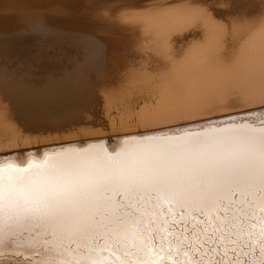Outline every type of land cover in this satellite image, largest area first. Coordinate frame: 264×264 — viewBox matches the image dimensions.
I'll use <instances>...</instances> for the list:
<instances>
[{
	"label": "bare ground",
	"instance_id": "1",
	"mask_svg": "<svg viewBox=\"0 0 264 264\" xmlns=\"http://www.w3.org/2000/svg\"><path fill=\"white\" fill-rule=\"evenodd\" d=\"M72 1L60 11L77 15L78 28L95 37L87 42L91 54L86 60L100 72L105 58L110 65V77L98 88L108 110L117 112L113 115L118 116V124L109 121L115 128L111 130L117 132L115 137L120 139L108 145L101 141L102 136L82 128L89 131L82 130V134L89 133L84 139L100 140L99 143L44 150L39 155L29 153L20 161L8 158L14 161V175L21 181L12 194L21 207L15 224L7 214L0 220V256L13 259L3 262L192 264L191 254L178 262L175 256L170 257L157 247L145 249L137 242L130 249L115 242L118 218L127 214L129 206L146 222L157 223L159 211L166 206L170 221L183 222L178 224L179 231H171L177 236L185 231V240V226L202 223L201 209L209 216L215 214L221 222L225 215L235 218L234 231L224 234L232 239L221 237L222 249L213 252L208 246L201 253L198 245L202 241H194L203 264H216L221 254H226L225 264H264L260 243L264 230L261 148L251 140L255 131L251 124L256 120L206 124L195 129L182 125L264 108V0L67 2ZM197 3L208 5L217 20L230 22L231 33L230 25L223 27L229 32L220 31V23L226 24L219 21L217 26L214 15L210 19L215 23L205 20L204 28L198 18V26L192 6L198 7ZM203 13L207 18L210 15ZM23 24L43 32L51 25L21 15L1 22L0 27ZM88 69H81L76 78L71 71L74 79L68 77L71 81L50 94L45 92L46 95L26 85H11L13 81L5 82L2 77L0 145L18 147L21 140L27 145L33 135L23 138L25 129L31 133H64L68 124L80 125L85 116L77 115V110L90 107L96 95L95 92L90 96L96 84L88 82ZM121 72L123 78H119ZM232 91L239 96L232 99ZM240 106L244 109L239 110ZM135 127L139 130H133ZM74 140L57 143H78ZM53 144L47 143L41 149ZM9 154L12 153L6 151L0 156ZM49 234H54L55 239ZM148 235L149 239H159L161 234L153 228ZM97 238L109 241L108 245L90 252L88 257L79 254L80 248ZM172 238L168 235V240ZM53 244L58 248L71 245L77 251L63 253L54 261L44 251ZM11 253L15 256L7 255Z\"/></svg>",
	"mask_w": 264,
	"mask_h": 264
},
{
	"label": "rangeland",
	"instance_id": "2",
	"mask_svg": "<svg viewBox=\"0 0 264 264\" xmlns=\"http://www.w3.org/2000/svg\"><path fill=\"white\" fill-rule=\"evenodd\" d=\"M67 1L68 0H0V24L3 21L14 19L15 16H21V15H29V16H32V17L38 19V20L40 19V20H43L45 22L51 23V25H49L50 29L48 27L47 28L48 31L45 30V32H43V29H42V31L39 29H35V28L33 29L32 26L29 27L26 24L12 25V26L10 25V26H7L6 28L0 27V45L2 43V46H0V48H2V47L7 48V49H4L5 52H4L3 48L0 50V58L2 57L0 59V72H1L0 73V79L3 77L2 80H4L5 82H9V83H11L13 81L11 83V85L15 84L14 86L20 85L21 87H23L26 85L27 87H30V88L32 87L33 89L32 88L31 89L36 90L35 91L36 93L40 94L39 92H41V95H44V94L46 95V93L50 94V92L52 93L53 91H56L59 87L62 86L61 84H65V83L67 84L68 80H70V79L72 80V79L76 78L77 77L76 75L78 74V72L81 69H83V68L88 69L89 68L87 71H88V74L90 76L86 75V76H88L87 80L89 83L91 82V84L93 86L95 84L97 85V86L95 85V87H93V89L90 93V96L93 97L94 95H91V94H95V92H96V95L92 98V99H94V102H92L91 106L88 107L89 109L87 108V106H85L84 108H81L82 110H80V109L77 110V112H76L77 115L86 117V118L84 117V119L80 125L69 126V124H68V128L65 130L66 133L65 132L63 133V131H61L59 133L56 131H54V132L37 131L35 133L34 132L31 133V132H27L25 129L24 134H23V138L26 137L27 135H33L29 141L31 143L28 142V144L26 145V143L21 140L22 142L20 141L18 143V147H17V145H15V147L13 145L10 147H9V145L8 146L5 145L8 148H4L5 147L4 145H0V154L6 153V151L7 152L9 151L12 153V154H9L6 156H0V157H7V158L12 157L16 160L19 159V161H20V158H24L26 154H28L30 152L39 151L41 149V147L48 146V145H45L47 143H51V144L54 143L53 144V147H54V146L59 145L58 144L59 141H63L66 139L69 140V138L71 140L77 139L78 141H76V142H85L88 140V138L84 139L85 138L84 135H86V137H87V134L89 135V133L82 134L83 131L85 130L82 128H88L89 131L91 130L93 132V134H98V135L102 136L101 138L103 140H108L111 144H114V141L117 139L115 137V133H117V132H113L115 128L111 127V124L113 125V121H114V123L116 122V125L119 122L118 116H117V118L115 117L117 112L115 113V109H112V111L114 110L113 111L114 113L112 111H110L111 109L108 110V106H106V102H105L106 100H105V98H103L104 96H102V93L99 91V88H98L99 83L102 84V83L106 82L108 80V78L110 77V75H111L109 73L110 65L108 64V61L105 58V60L102 62L103 65H101V67H100V69L103 68V70H101L102 72H100V70L98 71V69H96L97 72L95 69L93 70V68H96V66H93L91 68V66H92V65H90L91 62L86 60L87 54L88 53L91 54V51H89L91 49V47H89L90 45L87 42H90V39H93L94 36L90 35L92 33H90V32L88 33V31L86 32L85 30H81L80 28H78V25L75 23V21L77 19V15H73V14H68V15L65 14L64 15L61 12L65 8L64 6H68L72 3H74L73 1L72 2H67ZM79 1H81L80 3H82V4H86L90 0H79ZM112 1L114 3L116 2L114 0H112ZM200 4L203 5L205 3H199V4L197 3L196 6H198V7H195V4L192 5L194 10L196 11V12L194 11V13H195L194 15H195V23L197 25L200 24V23H198L199 22L198 18H200V22L202 23L205 20H207V21H208V19L211 20L212 18L210 19V16L214 15L213 11H211L212 9L209 8L208 5H207L208 8L206 7V5H203V7L204 6L205 7L204 8L202 7L203 8L202 9L199 7ZM192 6L189 9L193 12ZM205 8H207V9H205ZM208 9H210L209 10L210 12H208ZM200 10H203L205 12V14L208 13V15L210 13L209 17L207 18L204 15L203 11H200ZM197 12L199 14V15L197 14L198 16H196ZM200 14L202 15L201 17H200ZM203 16L206 19L202 18ZM214 16H213V19H216V21H217L216 25L218 26L219 23L223 20H221L219 18H218L219 20H217V17L216 16L214 17ZM196 19H198V20L196 21ZM71 20L73 21V24H72ZM211 21L215 23V20L214 21L211 20ZM223 22H225L226 25L223 26L222 24H224V23L221 22L220 25L222 27H220V25L218 27L221 29L225 26L229 27V25H230V27L228 28L230 30V32L226 28L225 29L223 28L220 31L225 30V31L231 33V31H232L231 23L226 22V21H223ZM201 26L204 27L205 22L202 23ZM58 36H60V37L58 38ZM55 37H57V38H55ZM6 46H8V47H6ZM163 48H160V50L165 51L166 49H163ZM11 49L12 50L15 49V51H12ZM7 50H8V52L12 51V53L10 52L11 55L7 52ZM163 51H161V52H163ZM14 52H17V54L15 53V55H13ZM3 53L5 54V57L2 56V55H4ZM68 56H69V58H67ZM16 57H17V59H15ZM105 61H106V63H105ZM85 62L88 64L89 67H86L87 64ZM77 64L78 65L84 64V67L82 65L77 66ZM137 66H139V65H137ZM78 67L80 68V70L78 69ZM1 69H2V71H1ZM10 71H12V73ZM13 71H14V73H13ZM2 72H5L6 76H4V73H2ZM70 72H71V74L73 73L72 74L73 77L74 76H76V77L73 78L70 75ZM7 73L8 74L11 73V75L8 76ZM123 73H125V72L123 71ZM123 73L122 72L119 73L121 75L119 78L124 77ZM14 74H16V75H14ZM99 74L102 75L103 77L100 76ZM119 74H118V76H119ZM68 77L69 78L72 77V78L69 79ZM8 78H10L12 80H10ZM16 83H17V85H16ZM23 88H25V87H23ZM96 88H98V89H96ZM47 89H48V91H47ZM37 90H38V92H37ZM42 91H44V93ZM238 96H239V94L237 92L232 91V93H231L232 99H235ZM240 107L241 108L239 110L244 109V108H242V106H240ZM243 107H248V106H243ZM261 109H264V108L247 110L246 112L240 111V113L237 112L236 114H231V115H229L230 114L229 113L228 115H225V116L221 115L223 117L220 116V117H214L211 119H205L202 121H198V123L191 124L188 126H186V123H184L182 125H185L184 128L191 129V128H199V127L206 125V124L210 125V124H216V123H225L227 121H235V120L243 121V122L248 121V120L255 121L257 116L259 115V111ZM109 111H110V113H109ZM107 113H109V114L107 115ZM113 114H115V115H113ZM111 116H112V118H111ZM109 120L112 121L111 124H110ZM69 127H70V129H69ZM112 128H113V131L111 130ZM88 129H86V130L88 131ZM86 130L84 132H86ZM133 130H139V127H135V128H133ZM116 131H117V129H116ZM38 132H40V133H38ZM33 138H35V140ZM97 138H94V139H97ZM98 139H100V137ZM11 147H13V149ZM15 148H17V149H15ZM25 148H31V149L33 148L34 150L32 149V151H28V149H25ZM7 255H9V256L14 255L15 256V254H12V253L7 254ZM19 256H21V255H18V257ZM29 257L31 258L32 256H27V258H29ZM219 257L220 256L218 255L216 260H218ZM7 258L8 257L0 256V264H5L3 262L5 260L13 262V259H9V258L7 259ZM16 264H20V263L16 262ZM244 264H248V261H246Z\"/></svg>",
	"mask_w": 264,
	"mask_h": 264
},
{
	"label": "snow or ice",
	"instance_id": "3",
	"mask_svg": "<svg viewBox=\"0 0 264 264\" xmlns=\"http://www.w3.org/2000/svg\"><path fill=\"white\" fill-rule=\"evenodd\" d=\"M251 128L254 129V133L251 136L253 143L260 145L261 153V175L262 184H264V109L259 111V115L256 121L251 124ZM14 161L7 157H0V220L7 214L12 224H15L17 220L18 210L21 207L19 202H16L13 198V191L16 185L20 184V179L14 175ZM262 205H264V187L261 189ZM264 211V207L261 208ZM127 214H121L118 218V230L116 232V243L121 246L133 248L137 245V242L143 244L145 249L151 247H157L163 253L168 256H175L177 261L186 255L191 254L192 264H203V257L196 254L195 240H201L202 243L198 245L201 253L204 252V248L211 246L212 251L215 252L218 248L222 249L221 237L226 239H232L231 235L225 236V232H233L234 225L232 220L235 218H229L224 216V222H221L215 214L209 216L205 213L204 209H201L202 223L194 225H186L187 240H185V231H180L177 236L171 230L176 229L179 231L178 224L183 222H177L175 220H169L170 215L166 206L163 211H159V222L155 220L145 221L143 218L137 215V213L129 206L126 209ZM262 228H264V217L261 218ZM12 225H10L11 227ZM155 228L158 234H161L159 239L155 236L149 239V232ZM243 231V229H241ZM55 239L54 234H49ZM168 235H172L173 238L168 240ZM262 237L261 251L264 253V230L261 231ZM206 237V238H205ZM49 242L46 240L45 244ZM109 241L103 238L95 239L92 244H85L79 249V254L85 257L90 255V252L95 251L98 248L106 247ZM47 255L51 256L55 261L59 259L63 253L68 251H77L71 245L67 247L61 246L58 248L56 245L47 246L44 248ZM207 255V253H205ZM226 254H221L219 259L216 260V264H225Z\"/></svg>",
	"mask_w": 264,
	"mask_h": 264
},
{
	"label": "water",
	"instance_id": "4",
	"mask_svg": "<svg viewBox=\"0 0 264 264\" xmlns=\"http://www.w3.org/2000/svg\"><path fill=\"white\" fill-rule=\"evenodd\" d=\"M230 122V121H229ZM187 129V128H186ZM191 129H195V128H191ZM163 132V131H162ZM164 133V132H163ZM118 139H120V138H117L116 140H118ZM115 140V141H116ZM99 141L100 140H98V141H85V142H78V143H71V144H66V145H58V146H51V147H47V148H42V149H40L39 151H36V152H30V153H35V155H39V154H41L44 150H46V151H50V150H55V149H58V148H62V147H65V146H72V145H76V146H86V145H88V144H90V143H92V144H96V143H99ZM101 141H106V143L108 144V145H113V144H111L108 140H101ZM115 141H114V143H115ZM29 154V153H28Z\"/></svg>",
	"mask_w": 264,
	"mask_h": 264
}]
</instances>
